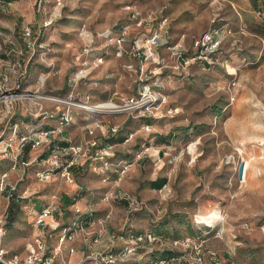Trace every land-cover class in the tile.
I'll list each match as a JSON object with an SVG mask.
<instances>
[{
  "label": "rangeland",
  "instance_id": "1",
  "mask_svg": "<svg viewBox=\"0 0 264 264\" xmlns=\"http://www.w3.org/2000/svg\"><path fill=\"white\" fill-rule=\"evenodd\" d=\"M209 1L0 0V74L8 72L6 90L32 87L36 95H65L67 76L75 67L83 42L82 27L102 40L103 35L127 22L133 9L143 14L161 11L169 19L174 38L181 39L192 53V40L212 26L213 17L217 15L216 21L229 29L230 35L225 38L216 63L210 67L194 63L185 72L178 73L162 70L160 84L154 86L159 87L165 98L159 107L161 116L153 120V130L149 133L143 132L141 125L136 126L133 138L128 141L130 147L135 148L156 134L167 136L177 131L178 137L169 145V155L161 157V164L155 165L150 159L153 171L167 177L169 190H151L144 195L141 187H126L121 180L117 189L134 194L142 203L141 209L129 212L123 202L108 205L101 197L97 202L85 203L93 204L96 211L107 210L101 215L97 213L98 216L110 211L108 227L118 229L116 231L122 229L127 220L137 230L154 228L164 221V226L182 235L198 229L195 220L202 226V222L210 223L213 221L210 219L220 217L215 228L220 236L211 235L208 246L232 264H264V232L261 230L264 225V35L252 26L239 24L235 10L229 15L228 8L232 6L227 0L219 8ZM26 28L30 36H26ZM234 36L239 40L233 46ZM8 53L11 65L1 56ZM162 54L167 61L165 50ZM28 59L25 75L23 63ZM129 63L135 64V61L113 54L106 57L92 72L94 79L100 81L93 86L94 99H105L115 92L122 96L136 93L135 72L126 68ZM14 64L12 71L10 67ZM18 85L23 87L19 89ZM29 102L32 101L14 103L22 116ZM3 110L4 105L0 103V112ZM105 117L119 125L124 122V117ZM77 120L66 134L75 142L86 137ZM188 128L189 133L193 131V137L184 139L182 134ZM188 145L193 149L190 153ZM28 149L29 145L25 147L26 157ZM41 152V147L34 148L32 158ZM173 156L178 160L170 163ZM2 159L0 155V173L9 170L8 162ZM34 169L31 166L25 170L19 181V193L26 190V196L19 198L15 205H9L5 192L0 193V217L12 220V228L5 225L4 235V246L9 252L23 251L26 241L36 232L33 209L39 210L42 202L49 201L54 194L59 198L64 194L93 192L101 195L112 185L101 178L98 179L101 184H94L93 178L88 182L80 179L85 183L82 189L77 180L74 186L57 178L40 182L34 176ZM18 173L21 170L9 171V179L16 180ZM78 254L72 255L70 260H77ZM55 264L64 262L60 258Z\"/></svg>",
  "mask_w": 264,
  "mask_h": 264
},
{
  "label": "built area",
  "instance_id": "2",
  "mask_svg": "<svg viewBox=\"0 0 264 264\" xmlns=\"http://www.w3.org/2000/svg\"><path fill=\"white\" fill-rule=\"evenodd\" d=\"M224 1L226 0L209 2L219 8ZM257 14H260L259 10ZM216 16L213 17L212 26L192 40V53L188 52L181 39L174 38L169 19L161 11L151 10L143 14L133 9L128 21L103 35L102 40L82 27L80 34L83 42L75 59V67L67 76L65 95H36L32 87L20 91L6 90L8 72L1 73L0 103L4 105V110L0 112V155L2 158L7 157L10 164L9 170L0 173V191L5 192L7 199L14 194L16 198L25 197L26 190L19 193L18 183L30 166L35 167L34 176L40 182L57 178L74 186L76 177L71 169L84 165L99 175L103 182L112 183L101 194L103 202L108 205L123 202L129 212L141 209L142 203L134 194L117 189L132 162L128 159H116L117 143L110 142L107 137L115 134L120 125L102 117L126 115L131 118H150L151 122H143L140 129L151 132L153 120L161 116L158 113L159 107L165 101L159 87H154L160 84L162 70L178 73L185 72L194 63L207 67L216 63L223 42L230 35V30L216 21ZM134 30L136 32L132 33ZM25 34L30 36V30L26 28ZM238 40L235 36L232 37L233 46ZM164 50L167 61L162 54ZM109 54L135 61V64L126 65L128 70L135 72L134 95L122 96L115 92L105 99H94L92 89L100 81L94 79L92 72L106 61ZM3 58L11 65L9 53ZM19 64L21 65L20 62ZM14 66L15 64L10 70L14 71ZM39 80L43 82V79ZM18 100L32 101L28 103L24 113L30 119L29 122L22 119L10 122L17 113L14 103ZM78 111L84 113L81 126L86 137L75 142L58 136L75 122ZM50 121H54V124L48 126ZM133 136L134 132L128 131L123 143H127ZM60 141H65V144ZM28 142L32 150L41 147L42 152H48L47 156L40 158L38 154L25 160L23 149ZM189 146L188 153L193 151ZM168 148L169 145L153 144V138L146 139L136 147L134 156L136 159L146 156L155 165H159L161 157L169 155ZM177 160L173 156L169 162ZM13 170H21V173H18L16 180L11 181L8 172ZM172 171L173 168L169 173ZM113 174L116 176L113 177ZM165 190H169L168 179L159 189L160 192ZM59 200L57 194H54L36 212L33 219L36 232L26 241L21 252H9L4 246L6 229L4 219L0 217V264H55L60 258L64 264H232L228 258L220 257L208 246V234L221 221L220 217L210 219L213 220L210 223L202 222L208 229H202L199 235L166 239L150 228L134 229L128 220L119 231H111L108 227L110 211L102 216L90 211L82 220L80 216L84 212L75 206L70 211L71 217L66 219V211L58 205ZM197 223L199 224L198 221ZM261 230L264 232V225ZM214 234L220 236L218 231ZM164 249L170 250L172 254L166 257L154 255L155 251ZM77 252V260L71 261V256Z\"/></svg>",
  "mask_w": 264,
  "mask_h": 264
},
{
  "label": "crops",
  "instance_id": "3",
  "mask_svg": "<svg viewBox=\"0 0 264 264\" xmlns=\"http://www.w3.org/2000/svg\"><path fill=\"white\" fill-rule=\"evenodd\" d=\"M228 3L232 6L231 8H228L229 10V15L233 14L232 10H235V13L238 15L237 16V22H240L239 24H243V25H249L252 26L253 28H255V30L262 34L261 32L258 31V28H260L261 30H264V0H227ZM246 2V3H245ZM260 11V14H257V11ZM244 13H246V17L244 16ZM229 21V20H228ZM264 35V34H262ZM76 116L75 119L77 121H79L81 123L82 121V117H83V112L82 111H78L76 112ZM18 116L20 117H24V115L22 116L20 112H17ZM125 115L122 116H118L117 119H120L122 117H124ZM104 120H108L110 122L111 119L110 117H102ZM112 118V117H111ZM22 119V118H21ZM113 119V118H112ZM75 120V121H76ZM151 119L150 118H131L129 116H125L124 117V122L122 125H120V127H122L123 131L117 136V138H121V136L125 133V131H133V129L136 126H140L143 122H149ZM49 124H54V121H50V123H48L47 125L49 126ZM75 122L70 126L69 130H65L62 133H60L59 136L63 135L66 137V134L68 135L70 133V130L73 128ZM63 134V135H62ZM82 137H80L79 139H81ZM154 139V138H153ZM4 140V139H3ZM121 141V140H120ZM80 142V141H79ZM171 141V144H173ZM131 143V142H130ZM133 143V142H132ZM131 144L127 143H123V142H118L116 145V152H115V157L116 159H128L132 162V165L130 166V169L127 171V173L124 175V177L122 178V183L124 186L131 188L132 186H139L141 187L143 190V194L144 195H148L150 194L151 190H157L155 188H153L151 186V183L156 180L157 178H162L165 175L163 174H156L155 171H153V167L151 164V161L148 157H143L140 159H136L134 156L136 147H130ZM165 146V145H164ZM32 149H30L27 153L28 157H26V154H24V150H23V156L27 159H31L32 158ZM44 152H41V154H43ZM7 160V162L10 160L6 157L4 158ZM74 175L76 177L79 188H83L85 186V183H82L80 181L84 180L85 182H88V179H95V183L94 184H99L100 181L98 179H100L101 177L99 175H97L96 173L92 172L90 169H88L86 166L82 165V166H76L74 169ZM113 176V175H112ZM101 184V183H100ZM103 189V188H102ZM0 193H2L0 191ZM101 193V192H100ZM67 195L71 198L72 203H70L69 205H65L63 204V198L62 196H60V206L62 208L63 211H66V215L65 218L69 219L71 216L70 211H73V208L79 207L84 213H82V215L80 216V219H85V217L88 216V214H90V211H94L93 213L95 215H98L104 213L107 210H102L104 212H102L101 210L96 211V208L93 206V204H87L85 203L86 201H92V202H97L99 200V198L101 197V195H95V193L92 192L91 193H86V194H76V195H69V194H64ZM46 203V202H45ZM120 203V202H118ZM44 205V204H43ZM125 205V204H124ZM33 219L35 217V214L37 211L39 210H35L33 209ZM111 231H116L118 229H114V228H109Z\"/></svg>",
  "mask_w": 264,
  "mask_h": 264
},
{
  "label": "trees",
  "instance_id": "4",
  "mask_svg": "<svg viewBox=\"0 0 264 264\" xmlns=\"http://www.w3.org/2000/svg\"><path fill=\"white\" fill-rule=\"evenodd\" d=\"M258 31L259 32H261L262 34H264V30H261L260 28H258ZM11 48V47H10ZM1 56L2 57H5L6 55H4V54H1ZM29 60L30 59H28L27 61V63H23V65H24V68H23V70L25 69V72H24V74L25 75H27V69H28V67H29ZM23 86L22 85H18V87L17 88H22ZM21 118H22V120H24V121H26V122H29V118H27L26 116H24V117H20V116H18V114L16 113L14 116H12V118H11V120H10V122L11 123H14L15 121H20L21 120ZM149 122H151V120L149 121ZM190 130V128H188V130L186 129L185 131H184V133L182 134V136H183V138L184 139H190V138H192L193 137V135H191V134H193V131L191 132V133H189L188 131ZM123 130H122V127H119V129H118V131L115 133V134H113V135H109V137H107V139L110 141V142H115V143H118V142H123V140H124V138H125V136H126V133H127V131H125V133L121 136V138H117V136L122 132ZM178 137V133H177V131H173L171 134H169V135H167V136H161V135H155V137H154V139H153V144H156V142L159 144V143H162L163 145H165V146H167V145H171V141H173V140H175L176 138ZM121 140V141H120ZM60 143H62V144H65V141H60ZM158 144H156V145H158ZM27 145H29V149L27 150V152L31 149V145H30V143L28 142V143H26L25 144V146H24V154H25V147L27 146ZM47 153L48 152H44L43 154H41L40 155V158H44L45 156H47ZM23 158L25 159V160H28L27 158H25L24 156H23ZM2 160H4V163H5V161H7L6 159H2ZM9 161H8V166H9ZM31 167V166H30ZM76 166H74V167H72V171H73V169L75 168ZM73 173H74V171H73ZM116 175L115 174H113V177H115ZM165 183H167V177L166 176H164V177H162V178H157L156 180H154L152 183H151V186L153 187V188H155V189H157V190H159ZM16 195L14 194V196L13 197H11L9 200V205H15V203H16V201H18V199L19 198H16L15 197ZM62 198H63V204H65V205H69L70 203H72V200H71V198L69 197V196H67V195H62ZM43 204H45V202H42V205H41V207L43 206ZM9 207V206H8ZM135 212V211H134ZM10 213H12L11 211H10ZM179 217V216H178ZM180 218V222H183V221H181V217H179ZM11 217L7 220H4V224L7 226V228L8 229H10V228H12V225H11ZM168 221L169 220H166L165 221V223L167 222L168 223ZM196 221V220H195ZM164 224V221H162L159 225H157V227H154V228H150V229H152L153 231H155L156 233H158V234H162L166 239H175V238H179V237H184V236H196V235H199V234H201L202 233V229H208L207 227H205L204 225H198V223H197V221L195 222V224H196V226L198 227V229L196 230V229H192V231H191V233H189V234H182V235H179L178 233H177V230H174V228H169V227H166V226H164L163 225ZM216 231V229H212L211 231H210V233L208 234V236H211V235H214V232ZM172 254V252L170 251V250H168V249H164V250H159V251H155V253H154V255H156V256H164V257H166V256H169V255H171Z\"/></svg>",
  "mask_w": 264,
  "mask_h": 264
},
{
  "label": "water",
  "instance_id": "5",
  "mask_svg": "<svg viewBox=\"0 0 264 264\" xmlns=\"http://www.w3.org/2000/svg\"><path fill=\"white\" fill-rule=\"evenodd\" d=\"M240 167H241V164H240V166L238 168V175L240 174V170H241Z\"/></svg>",
  "mask_w": 264,
  "mask_h": 264
}]
</instances>
